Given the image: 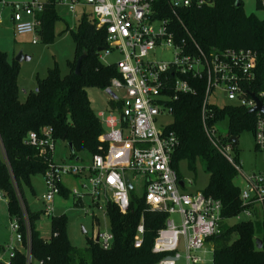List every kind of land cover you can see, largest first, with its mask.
Returning a JSON list of instances; mask_svg holds the SVG:
<instances>
[{
	"label": "built area",
	"instance_id": "obj_1",
	"mask_svg": "<svg viewBox=\"0 0 264 264\" xmlns=\"http://www.w3.org/2000/svg\"><path fill=\"white\" fill-rule=\"evenodd\" d=\"M57 4L69 6L76 12L78 5L92 8L98 28L107 33L106 49L100 59L105 64H115L119 77L111 80L106 88L114 93L111 99L120 103L100 112L98 117L104 127L100 139L107 143L104 154H95L91 163L80 165V161L70 164L54 161L55 141L53 129L46 128L42 133L29 132L27 142L40 149V154L50 157L44 173L47 193L45 211L54 212L53 201L62 192L67 177L79 181L71 189L76 201L83 203L86 195L91 196L94 208L103 209L105 227L94 233L93 239L103 249H110L114 234L109 219V206L116 205L126 213L131 205L134 177L145 180L143 196L151 210L168 214L166 226L159 229L152 247L154 254L162 255L152 264H214V243L212 238L221 234L223 203L220 199L207 195L203 190L186 193L180 185L182 180L173 158L180 141L170 128L171 124L160 126L159 117L172 115L171 102L182 94H195L193 79L206 81V99L202 107V117L206 134L214 147L222 153L238 172L237 179L242 185L240 197L244 208L236 217L242 220L252 218L253 208L261 210L264 218V171L247 175L241 161L235 156L233 145L222 142L218 131L207 124V106L215 104L211 98L224 96L231 104L253 109L257 103L251 96L252 79L255 78L257 53L246 48H214L206 52L185 26L179 11L192 6L213 5L216 0H167L172 17L162 12L159 0H55ZM264 8V0H260ZM46 0H30L23 4H13L12 21L16 35H32L33 43L40 38L41 21L38 15L44 11ZM7 5L5 0L0 6ZM173 16L184 26L185 36L175 29ZM3 20L0 12V22ZM168 49L173 53L171 60L151 59L158 50ZM121 55L114 63L106 62V55ZM124 90L120 99L115 90ZM254 93V92H253ZM264 106V91L254 93ZM217 105V104H215ZM218 106V105H217ZM254 136L258 147L264 150V112H255ZM126 175L132 184L128 188ZM7 198L0 191V200ZM94 218L97 215L92 212ZM17 218L11 222L13 243L0 252V261L10 264L15 256V241L27 242V264H47L34 261L31 254V230ZM25 230V233L23 232ZM146 233L144 218L134 237V246L140 248ZM98 238V240H97ZM211 246V247H209ZM210 254V256H208ZM210 257H212L211 260Z\"/></svg>",
	"mask_w": 264,
	"mask_h": 264
},
{
	"label": "trees",
	"instance_id": "obj_2",
	"mask_svg": "<svg viewBox=\"0 0 264 264\" xmlns=\"http://www.w3.org/2000/svg\"><path fill=\"white\" fill-rule=\"evenodd\" d=\"M1 1V0H0ZM162 12L172 17L167 0H159ZM55 0H46L44 11L38 15L41 21L40 38L45 43H53L57 22L62 19L56 9ZM257 7L264 9L257 0ZM185 26L192 32L196 41L206 51L214 48H246L257 53L255 78L252 79V91L256 94L264 91V18L256 14H247L242 0H216L213 5L192 6L179 11ZM175 29L181 37L185 36L184 26L173 16ZM75 42V56L68 61L69 72L63 75L58 63L49 69L48 75L38 78L37 87L21 99L18 79L20 62L10 58L0 48V191L6 194L8 209L12 217L31 230V254L34 261H46L47 264H152L162 255L154 254L152 247L160 228L166 226L168 214L154 211L147 206L143 197L132 195L129 210L123 213L116 205L109 206V219L114 234L110 249H103L91 237L84 249L74 246L67 233L66 215L53 216L52 235L45 239L37 228L41 212L33 211L26 197V189L34 190L33 179L44 175L50 157L40 154V149L27 142L29 132L42 133L46 128L53 129L55 143L63 141L70 148L69 158L81 161L82 153L91 157L104 154L107 143L100 137L104 127L97 112L91 105L89 87L106 90L114 77H119L115 64L101 61L99 48L106 49L107 33L98 28L92 12L84 13L75 29L66 26ZM87 53L82 61L80 74H76L78 58ZM195 94H182L171 102L174 121L170 128L176 133L180 145L174 154L173 166L178 175L180 162H188L191 169L196 163H205V170L210 178L203 191L218 198L223 203L221 234L214 236V264H264V218L253 208L250 220H237L242 212L240 192L236 183L238 172L227 158L212 144L206 134L202 107L206 99V81L193 79ZM109 107L120 106L115 99H110ZM227 119L228 133H222L219 122ZM207 124L218 131L222 142H230L246 130L255 129L256 114L249 109L235 104L207 106ZM238 143L233 145L238 160ZM69 190L62 186V192ZM80 200L76 201L79 204ZM142 217L145 222V238L142 246H134V237ZM236 222L229 223L228 220ZM257 238L263 240L258 248ZM6 246L0 245V252ZM0 264H6L0 261ZM10 264H27L26 254L16 248ZM35 264V263H32Z\"/></svg>",
	"mask_w": 264,
	"mask_h": 264
},
{
	"label": "rangeland",
	"instance_id": "obj_3",
	"mask_svg": "<svg viewBox=\"0 0 264 264\" xmlns=\"http://www.w3.org/2000/svg\"><path fill=\"white\" fill-rule=\"evenodd\" d=\"M8 2L5 6H0L3 20L0 22V48L8 53L10 58H15L16 55L23 51L24 54L31 56L30 60L20 62V76L18 79L20 87L21 99L24 100L27 96L25 94L31 90H35L38 83V78H44L48 75L49 69L53 68L56 63L60 67L63 75L69 72L68 61L72 60L75 56V42L70 31H66V26L75 29L78 19L86 12H92L89 6L83 7L78 5L76 12L70 9L69 6L57 4L56 9L61 16L56 25L55 39L53 43H45L39 38L37 43L32 42V35H16L13 30V21L11 19L13 13V4H23L30 0H6ZM244 10L247 14H256L260 18H264V9L257 7V0H242ZM151 59L156 60H171L173 53L171 50L164 49L158 50L155 54L150 55ZM121 59V55L110 54L106 55L105 60L109 63L117 62ZM88 95L91 105L94 110L99 114L100 112L107 111L109 107L110 95L106 90L99 87H89ZM115 93L121 99L124 90H115ZM211 101L218 106H224L230 102L224 96L218 97L214 95ZM174 121L173 115H165L159 117L160 126L171 124ZM228 120L225 119L218 124L219 130L224 134L228 133ZM70 149L66 143L58 140L55 143L54 161L57 164L64 163L66 156H69ZM238 154L242 164V169L245 174L252 175L264 171V150H261L255 140L253 130L244 131L239 137ZM80 165H87L91 163V156L85 153L80 155ZM67 159V158H66ZM68 163H76V160L69 158ZM179 172L186 182V187L181 188L186 193H195L206 188L209 182L210 175L205 170V163L199 160L196 163V169L193 170L189 167L187 161H181ZM134 190L133 194L138 197H143L146 191L145 180L142 177H134L130 173ZM79 181L75 177H67L68 184H77ZM238 185H242L240 179H236ZM34 190L26 189L25 194L28 199L29 205L33 211H40L41 216L37 221V228L45 239H50L52 235L51 220L53 216L66 215L68 218L67 233L71 243L78 249H84L94 233L98 229H104L105 219L104 212L106 205L103 209L94 208L92 205V198L86 195L83 198V203L76 204V199L68 195H57L53 201L54 212L48 214L45 211V195L47 193L44 175H37L33 179ZM98 218H94L92 212ZM260 216L263 214L259 211ZM14 217L9 213L8 199L0 200V245L8 246L13 243V232L11 230V222ZM250 220V217L244 218ZM229 223H234L236 220L233 218L228 220ZM25 233V230H23ZM17 249L27 253V242L24 243L15 241ZM211 247V246H209ZM210 256V254L208 255ZM210 257L209 260H211Z\"/></svg>",
	"mask_w": 264,
	"mask_h": 264
},
{
	"label": "water",
	"instance_id": "obj_4",
	"mask_svg": "<svg viewBox=\"0 0 264 264\" xmlns=\"http://www.w3.org/2000/svg\"><path fill=\"white\" fill-rule=\"evenodd\" d=\"M101 51H103V48H99L98 52L100 53ZM86 57H87V53H84L78 58L77 65H76V70H75L76 74H80L82 61ZM30 59H31V56L24 54L23 51H20L15 57V60L18 61V62H22L24 60H30ZM107 92H108V94H111V95L114 96V93L111 90H107ZM251 96L255 99L257 105L253 109H251L250 111L251 112H256V111L260 110V111L264 112V106H263L261 100L253 92L251 93ZM230 141L234 145H237V143H238V139H237L236 136H231L230 137ZM70 148H72L71 144H70ZM126 180H127L128 188L132 189V184H131L130 180L128 179L127 175H126ZM180 185L184 186V181L183 180L180 181ZM97 240H98V238H97ZM256 241L258 243V248H261L262 245H263V240L261 238H257Z\"/></svg>",
	"mask_w": 264,
	"mask_h": 264
},
{
	"label": "crops",
	"instance_id": "obj_5",
	"mask_svg": "<svg viewBox=\"0 0 264 264\" xmlns=\"http://www.w3.org/2000/svg\"><path fill=\"white\" fill-rule=\"evenodd\" d=\"M6 1V0H5ZM7 2V1H6ZM7 4H8V2H7ZM13 11H14V9H13ZM13 14V13H12ZM11 19H12V16H11ZM13 30H14V24H13ZM25 91V94H27L28 92L26 91V90H24ZM110 99H111V97H110ZM109 99V100H110ZM68 146V145H67ZM69 147V146H68ZM69 149H70V147H69ZM71 151V150H70ZM67 158V159H66ZM66 158H65V160H64V162L65 161H67L68 159H69V157L68 156H66ZM76 161H78V160H76ZM66 180H67V178L64 180V188L65 189H67V190H69V189H71L75 184H68L67 182H66ZM61 194H63L64 195V193H61Z\"/></svg>",
	"mask_w": 264,
	"mask_h": 264
}]
</instances>
